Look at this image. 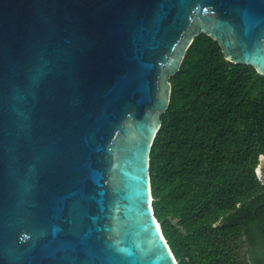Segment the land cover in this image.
<instances>
[{"label":"water","instance_id":"95a60500","mask_svg":"<svg viewBox=\"0 0 264 264\" xmlns=\"http://www.w3.org/2000/svg\"><path fill=\"white\" fill-rule=\"evenodd\" d=\"M200 35L264 77V0H0V264H178L150 155Z\"/></svg>","mask_w":264,"mask_h":264},{"label":"trees","instance_id":"16d2710c","mask_svg":"<svg viewBox=\"0 0 264 264\" xmlns=\"http://www.w3.org/2000/svg\"><path fill=\"white\" fill-rule=\"evenodd\" d=\"M150 155L155 218L178 264H264V77L200 35Z\"/></svg>","mask_w":264,"mask_h":264},{"label":"rangeland","instance_id":"374dc122","mask_svg":"<svg viewBox=\"0 0 264 264\" xmlns=\"http://www.w3.org/2000/svg\"><path fill=\"white\" fill-rule=\"evenodd\" d=\"M257 173L260 179L264 180V157H261L260 159V164H259Z\"/></svg>","mask_w":264,"mask_h":264}]
</instances>
